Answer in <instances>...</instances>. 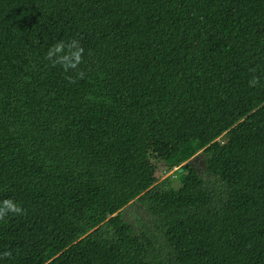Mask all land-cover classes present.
<instances>
[{
  "label": "trees",
  "instance_id": "trees-1",
  "mask_svg": "<svg viewBox=\"0 0 264 264\" xmlns=\"http://www.w3.org/2000/svg\"><path fill=\"white\" fill-rule=\"evenodd\" d=\"M6 198L0 264H264V0H0Z\"/></svg>",
  "mask_w": 264,
  "mask_h": 264
},
{
  "label": "clouds",
  "instance_id": "clouds-1",
  "mask_svg": "<svg viewBox=\"0 0 264 264\" xmlns=\"http://www.w3.org/2000/svg\"><path fill=\"white\" fill-rule=\"evenodd\" d=\"M84 49L78 40L72 39L68 42L63 40L54 43L45 53V58L51 63L52 66L59 65L64 72L69 69H77L83 62ZM69 83H75V79L71 76L65 77ZM78 78H83V73L78 74ZM258 78L253 77L249 82L250 86H255L258 83ZM22 216L25 210L22 206L11 198H6L0 201V220H3L8 215ZM11 252H4L3 258L11 257Z\"/></svg>",
  "mask_w": 264,
  "mask_h": 264
},
{
  "label": "rangeland",
  "instance_id": "rangeland-1",
  "mask_svg": "<svg viewBox=\"0 0 264 264\" xmlns=\"http://www.w3.org/2000/svg\"><path fill=\"white\" fill-rule=\"evenodd\" d=\"M196 160H197V164L198 166L203 170L204 169V162H203V154L198 153V155H196ZM159 165V175L161 179H164L165 177H167L168 175H172V177L175 179L176 178V172L175 171H171V172H163V165L162 164H158ZM142 214L143 216H146L145 211L140 208V207H134L133 206H128L125 210H124V215L126 217L127 220L131 221V222H136V220L138 219V215Z\"/></svg>",
  "mask_w": 264,
  "mask_h": 264
},
{
  "label": "built area",
  "instance_id": "built-area-1",
  "mask_svg": "<svg viewBox=\"0 0 264 264\" xmlns=\"http://www.w3.org/2000/svg\"><path fill=\"white\" fill-rule=\"evenodd\" d=\"M182 165H183V164H177V165H174V167H173V171H176V170H182Z\"/></svg>",
  "mask_w": 264,
  "mask_h": 264
},
{
  "label": "water",
  "instance_id": "water-1",
  "mask_svg": "<svg viewBox=\"0 0 264 264\" xmlns=\"http://www.w3.org/2000/svg\"><path fill=\"white\" fill-rule=\"evenodd\" d=\"M186 165H187V164H186ZM181 171H183V169H182Z\"/></svg>",
  "mask_w": 264,
  "mask_h": 264
}]
</instances>
